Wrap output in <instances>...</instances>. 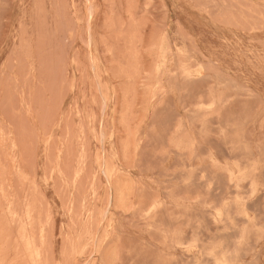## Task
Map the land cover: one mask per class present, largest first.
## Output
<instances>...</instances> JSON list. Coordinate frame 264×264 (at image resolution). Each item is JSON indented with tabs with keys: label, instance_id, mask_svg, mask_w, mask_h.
Instances as JSON below:
<instances>
[{
	"label": "rangeland",
	"instance_id": "1",
	"mask_svg": "<svg viewBox=\"0 0 264 264\" xmlns=\"http://www.w3.org/2000/svg\"><path fill=\"white\" fill-rule=\"evenodd\" d=\"M0 264H264V0H0Z\"/></svg>",
	"mask_w": 264,
	"mask_h": 264
}]
</instances>
